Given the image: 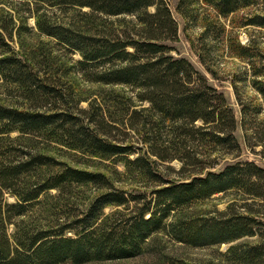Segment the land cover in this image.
Returning a JSON list of instances; mask_svg holds the SVG:
<instances>
[{"label": "trees", "instance_id": "obj_1", "mask_svg": "<svg viewBox=\"0 0 264 264\" xmlns=\"http://www.w3.org/2000/svg\"><path fill=\"white\" fill-rule=\"evenodd\" d=\"M204 1L212 3L225 15L257 0ZM57 2L88 6L91 11L85 15L92 17L85 18V26L77 28L37 18L39 28L80 54L77 64L87 79L138 88L139 99L149 101L150 114L143 124L148 126L144 139L151 142V152L162 159L177 158L182 163L181 171L188 172L179 180L156 179L159 185L152 189L151 197L138 204L136 198L139 196L128 198L123 191L114 190L103 173L70 166L43 152L26 151L20 145L22 137L42 135L92 154L122 155L126 165L135 164V168L152 175L148 161L139 157L130 159L128 146L100 135L99 125L104 117L100 121L92 118L95 115L90 117L89 122L97 120V126L90 127L70 111L42 110L33 105L0 101V264H78L130 257L139 253L146 239L160 229L168 230L173 238L192 246L230 242L225 255L233 261L264 264V233L258 227L261 220L248 209H235L232 203L223 211L166 222L179 207L230 188L264 201V168L256 162L232 161L214 171L206 168L216 164L215 159L200 165L202 160L194 155L197 150L190 149L189 143L196 141L211 150L221 145L228 151H238L240 145L234 134L236 117L223 93L210 85L191 61L169 53L172 47L166 40L176 38L177 24L166 2ZM118 14L136 17L138 25L134 33H111L105 32V27L101 29L107 16ZM248 23L264 26V14L254 16ZM0 48L1 78L17 86L23 98L28 101L41 99L40 104L63 99L57 82L17 56L1 31ZM239 54L244 56L246 52L239 51ZM255 74L262 75L260 79L255 78L253 84L264 96V73ZM237 98L244 119L249 112L248 106L242 103L238 93ZM14 131L17 133L11 135ZM58 164L57 169L46 168ZM85 182H99L109 189L92 198L86 216L79 219L83 223L73 235L65 233L74 228L72 225L55 226L25 220L42 193ZM5 192L14 195L16 200L8 201ZM130 200L134 201L133 206L127 204ZM108 204H126L128 215L118 216L119 210L103 215V208ZM100 215L103 216L99 219ZM257 230L261 232L258 241H236L256 234Z\"/></svg>", "mask_w": 264, "mask_h": 264}, {"label": "rangeland", "instance_id": "obj_2", "mask_svg": "<svg viewBox=\"0 0 264 264\" xmlns=\"http://www.w3.org/2000/svg\"><path fill=\"white\" fill-rule=\"evenodd\" d=\"M164 1L177 24L176 38L166 40L172 47L169 53L191 61L208 83L223 93L236 117L234 134L240 145L238 151H228L221 145L211 150L196 141L189 143L190 149L197 150L194 155L202 160L200 165H206L213 159L217 161L206 169L218 171L228 162L245 160H252L264 168V96L253 84L255 78L262 77L255 73H264V26L248 23L254 16L264 14V0H257L225 15L204 0ZM149 9L152 10L153 6ZM90 11L88 6L77 7L57 0H0V31L4 33L6 41L17 56L25 58L41 74L45 73L56 81L57 87L63 92V99L52 100L51 103L40 104L41 99L28 101L20 95L17 86L5 81L0 75V101L33 105L42 110L70 111L90 127L97 126L96 121L104 117L103 123L99 125L100 135L128 146L131 149L128 153L130 159L139 157L140 160L148 161L152 175L135 168V164L126 165L122 155L92 154L42 135L22 137L20 145L26 151L43 152L70 166L101 172L112 183L114 190L123 191L128 198L139 196L136 200L141 204L151 197L152 189L159 185L156 179L179 180L188 172L181 171L182 163L177 158L162 159L151 152V142L144 139V130L148 126L143 124L150 114L147 109L149 101L139 99L138 88L132 85L87 79L77 64L80 54L57 37L43 32L37 24V18H42V21L54 25L77 28L85 26V18L92 17L85 15V12ZM107 19L105 26H101V29L105 27V32L134 33L138 25L136 17L131 14L109 15ZM240 45L247 49H242ZM243 50L246 52L244 56L239 54ZM237 93L242 103L248 106L249 112L244 119ZM90 117L97 120L89 122ZM16 133L14 131L11 135ZM57 166L60 165L46 168L57 169ZM107 189L99 182L51 188L42 193L25 220H38L55 226L72 225L74 228L65 233L73 235V231L83 223L79 219L86 216V208L92 198ZM5 197L10 202L16 200L9 192H5ZM133 202L130 200L127 204L133 206ZM232 203L233 208L248 209L260 219L258 227L264 233V201L235 188L179 207L166 222L183 216L223 211ZM125 207L126 204H108L103 208V215L119 210L120 214L116 212L118 216H127ZM260 231L236 241L256 242L261 237ZM229 244L192 246L173 238L168 230L160 229L146 239L143 249L134 256L78 264H242L225 255Z\"/></svg>", "mask_w": 264, "mask_h": 264}]
</instances>
